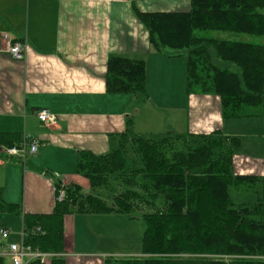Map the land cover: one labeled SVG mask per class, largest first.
Listing matches in <instances>:
<instances>
[{
    "label": "crops",
    "instance_id": "crops-1",
    "mask_svg": "<svg viewBox=\"0 0 264 264\" xmlns=\"http://www.w3.org/2000/svg\"><path fill=\"white\" fill-rule=\"evenodd\" d=\"M191 6L192 0H0V134L37 141V151L24 160L6 154L10 140H0V202L17 206L0 209V229L10 230L7 238L0 236V256L7 264H12L9 245L16 242L11 232L19 223L23 227V214L54 211L56 180L91 187L77 171L79 152L107 153L120 146L125 133L220 130L239 137L234 172L259 179L242 184L238 200H256V188L264 186V106L246 107L233 117L224 114L219 95L189 94L187 52L156 47L137 13L181 12ZM5 32L26 41L24 59L5 49ZM259 42L264 44V36ZM115 55L144 60L147 95L108 89V61ZM43 107L58 116L55 123L37 118ZM113 214L120 213L65 216L64 264H104L108 252L85 249L82 241L94 236L78 221Z\"/></svg>",
    "mask_w": 264,
    "mask_h": 264
},
{
    "label": "trees",
    "instance_id": "trees-1",
    "mask_svg": "<svg viewBox=\"0 0 264 264\" xmlns=\"http://www.w3.org/2000/svg\"><path fill=\"white\" fill-rule=\"evenodd\" d=\"M137 13L156 47L187 51L189 94L219 95L224 114L233 117L264 106V0H192L188 11ZM145 81L144 60L110 57V91L147 95ZM9 136L0 134L7 146L23 142ZM121 138L107 153L78 155L77 171L109 195L66 184L67 198L55 201L53 212L23 214L26 243L57 253L53 261L64 264L67 214L117 212L145 221L142 252L109 255L104 264H264V186L252 202L237 201L230 191L259 179L234 172L239 137L215 130ZM16 207L0 202L3 210ZM0 264H7L3 256Z\"/></svg>",
    "mask_w": 264,
    "mask_h": 264
},
{
    "label": "rangeland",
    "instance_id": "rangeland-1",
    "mask_svg": "<svg viewBox=\"0 0 264 264\" xmlns=\"http://www.w3.org/2000/svg\"><path fill=\"white\" fill-rule=\"evenodd\" d=\"M245 36L246 38H256L248 34H245ZM182 52L186 53L187 51L183 50L181 51V53ZM249 108L257 109L259 107H249ZM261 112L264 113V111ZM243 186L244 185H242V183H239L237 184V186L235 184H232L230 187V191L234 199H236L237 201H241L238 200L241 199V197L240 198L238 197L243 196L242 195ZM107 189L108 187H101L97 190H93L89 186L88 189L84 188V191L85 192L96 191L97 193H102L103 195L108 196L110 191H108ZM139 211L140 212H138V214H142L141 209H139ZM102 218L103 219H97V218L88 219V217L85 216L83 220L79 219L78 227L84 226L90 229L94 236L93 241L89 240L90 239L89 237H88L89 239L82 241L83 245L85 246V249L94 252L100 251L101 253L106 251L108 252V255L110 254L120 255L122 253H127V252H136V253L142 252V239L146 228V223L142 218H131L129 215L124 213L113 214ZM22 234H23L22 224L19 223L18 228H15V226H13L11 235L15 237L16 242H20L22 240ZM77 239L80 241V238Z\"/></svg>",
    "mask_w": 264,
    "mask_h": 264
},
{
    "label": "built area",
    "instance_id": "built-area-1",
    "mask_svg": "<svg viewBox=\"0 0 264 264\" xmlns=\"http://www.w3.org/2000/svg\"><path fill=\"white\" fill-rule=\"evenodd\" d=\"M3 42L5 49L16 59H24L27 53L28 44L24 40H15L7 32L3 33ZM37 118L45 124L55 123L58 116L49 108L43 107L36 111ZM37 151V141L35 139H24L20 145L5 146L4 152L8 155L19 156L26 159L27 154ZM66 183L61 182L60 186L55 187V201H63L67 198ZM0 234L7 238L10 234L9 228H1ZM8 254L11 257L12 264H29L33 260H39L40 264L52 263L57 253L47 252L34 247L25 242L24 230L20 242H11Z\"/></svg>",
    "mask_w": 264,
    "mask_h": 264
}]
</instances>
